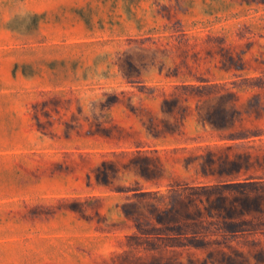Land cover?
Instances as JSON below:
<instances>
[{"label":"rangeland","instance_id":"374dc122","mask_svg":"<svg viewBox=\"0 0 264 264\" xmlns=\"http://www.w3.org/2000/svg\"><path fill=\"white\" fill-rule=\"evenodd\" d=\"M0 264H264V0H0Z\"/></svg>","mask_w":264,"mask_h":264}]
</instances>
